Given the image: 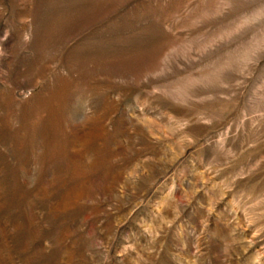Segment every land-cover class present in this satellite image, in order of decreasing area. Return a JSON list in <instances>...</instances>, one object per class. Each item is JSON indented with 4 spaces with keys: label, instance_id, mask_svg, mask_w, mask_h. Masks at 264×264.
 <instances>
[{
    "label": "rangeland",
    "instance_id": "obj_1",
    "mask_svg": "<svg viewBox=\"0 0 264 264\" xmlns=\"http://www.w3.org/2000/svg\"><path fill=\"white\" fill-rule=\"evenodd\" d=\"M0 264H264V0H0Z\"/></svg>",
    "mask_w": 264,
    "mask_h": 264
}]
</instances>
